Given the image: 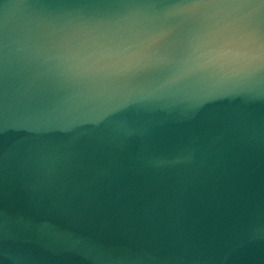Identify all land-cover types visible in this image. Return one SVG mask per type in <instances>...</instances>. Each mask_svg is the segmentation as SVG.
<instances>
[{"label": "water", "instance_id": "water-1", "mask_svg": "<svg viewBox=\"0 0 264 264\" xmlns=\"http://www.w3.org/2000/svg\"><path fill=\"white\" fill-rule=\"evenodd\" d=\"M225 23L264 0H0V264H264V63L189 65Z\"/></svg>", "mask_w": 264, "mask_h": 264}, {"label": "clouds", "instance_id": "clouds-1", "mask_svg": "<svg viewBox=\"0 0 264 264\" xmlns=\"http://www.w3.org/2000/svg\"><path fill=\"white\" fill-rule=\"evenodd\" d=\"M159 43L158 36L147 35L125 49L102 50L73 58L72 67L77 71H123L150 59ZM228 60L246 67L264 63V38L242 25L225 23L194 40L189 59L192 69Z\"/></svg>", "mask_w": 264, "mask_h": 264}]
</instances>
